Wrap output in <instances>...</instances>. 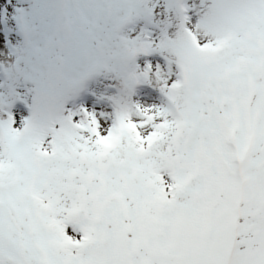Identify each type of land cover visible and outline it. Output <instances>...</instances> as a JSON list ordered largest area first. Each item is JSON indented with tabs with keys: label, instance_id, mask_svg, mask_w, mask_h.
Wrapping results in <instances>:
<instances>
[{
	"label": "snow or ice",
	"instance_id": "6c2138e0",
	"mask_svg": "<svg viewBox=\"0 0 264 264\" xmlns=\"http://www.w3.org/2000/svg\"><path fill=\"white\" fill-rule=\"evenodd\" d=\"M0 264H264V0H0Z\"/></svg>",
	"mask_w": 264,
	"mask_h": 264
}]
</instances>
